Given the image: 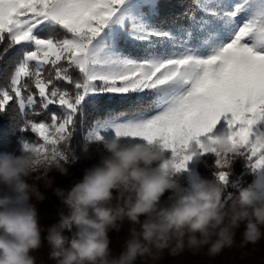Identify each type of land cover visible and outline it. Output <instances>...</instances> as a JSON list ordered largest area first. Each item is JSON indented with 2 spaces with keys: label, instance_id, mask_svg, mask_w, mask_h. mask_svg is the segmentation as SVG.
Returning a JSON list of instances; mask_svg holds the SVG:
<instances>
[{
  "label": "snow or ice",
  "instance_id": "obj_1",
  "mask_svg": "<svg viewBox=\"0 0 264 264\" xmlns=\"http://www.w3.org/2000/svg\"><path fill=\"white\" fill-rule=\"evenodd\" d=\"M162 16L161 0H0V64L10 68L0 113L33 137L23 149L67 159L77 133L158 141L180 171L195 141L216 155L224 183L237 158L264 170V0H191ZM104 99L134 107L101 112ZM51 106L59 111L36 119ZM222 118L227 131L209 135ZM220 138L238 151L203 150Z\"/></svg>",
  "mask_w": 264,
  "mask_h": 264
},
{
  "label": "clouds",
  "instance_id": "obj_2",
  "mask_svg": "<svg viewBox=\"0 0 264 264\" xmlns=\"http://www.w3.org/2000/svg\"><path fill=\"white\" fill-rule=\"evenodd\" d=\"M257 143L264 147V138ZM98 149V162L68 189L56 186L51 174L70 175L80 159L72 151L67 159L45 158L31 145L0 155V264H47L38 255L45 247L54 264H161L185 252L211 261L225 249L264 240V192L256 187L241 188L229 200L218 178L182 185L159 144L110 137ZM213 149L222 157L238 151L224 138L203 146ZM200 155V148L192 151V159ZM83 158L92 153L85 150ZM48 191L67 211L44 226L38 206ZM113 231L125 232L119 252L111 246Z\"/></svg>",
  "mask_w": 264,
  "mask_h": 264
},
{
  "label": "trees",
  "instance_id": "obj_3",
  "mask_svg": "<svg viewBox=\"0 0 264 264\" xmlns=\"http://www.w3.org/2000/svg\"><path fill=\"white\" fill-rule=\"evenodd\" d=\"M163 5L162 19L170 20L173 15L182 13L187 6L191 3V0H161ZM46 35L47 33H41ZM10 71L7 62L0 64V83H4L5 79ZM67 86V85H64ZM134 107L132 102L121 103L119 101H108L106 99L101 100L99 104V111L104 112L112 110L119 112L121 110L130 109ZM58 112L59 109L55 106H51L50 109L36 119H47L50 112ZM89 112L92 109L89 108ZM26 138L33 139L31 134H25L20 131V124L18 119L14 117L12 113L4 112L0 113V155L2 154H14L18 155L23 149L22 141ZM72 152L75 156L83 154L88 147H86L81 139V135L77 133L71 140ZM94 163H88L81 165L70 172V175L61 180L58 187L68 189L74 181L82 178L83 170ZM244 164L245 160L237 158L231 163V172L228 175L227 183L225 184L226 192L225 197L231 200L239 194V190L244 187L253 186V174L246 172ZM197 170L200 174V178L209 180H215L214 174L211 168L207 166L203 161L197 163ZM40 221L44 226H50L59 219V212L61 210L67 211L61 204L58 197L53 195L52 191H48L46 199L39 204ZM65 235H70L65 231ZM110 239L112 241V248L115 252H119L123 243L125 232H111ZM119 237V240H118ZM240 237L237 236V241ZM47 264H54L53 261L48 258L47 248H43L38 253ZM161 264H264V240L259 244L252 246L249 245L244 248H232L225 249L219 256L209 261L206 256H192L185 252L180 256H166Z\"/></svg>",
  "mask_w": 264,
  "mask_h": 264
},
{
  "label": "rangeland",
  "instance_id": "obj_4",
  "mask_svg": "<svg viewBox=\"0 0 264 264\" xmlns=\"http://www.w3.org/2000/svg\"><path fill=\"white\" fill-rule=\"evenodd\" d=\"M42 35V34H41ZM257 128L260 129H264V123H261L260 125L256 126ZM227 131V127H226V121L224 120V118L221 119V121L219 122V124L217 125V127L214 129L213 133H210L209 135H213V136H218L221 134H224ZM110 138V137H108ZM81 139L84 143V145L87 148L88 151H90L92 153V158L91 159H85L83 158V154H81L80 159L76 160L74 163H71L69 171L71 172L73 169L81 166V165H85L88 163H97L98 162V145L97 143H89L85 137H83L81 135ZM202 141H206L207 137H201L200 138ZM252 139H255V136L252 137ZM136 142L139 143H147L146 141L143 140H136ZM159 142H155L153 145H158ZM196 148V144L195 141L192 142L191 145V150H194ZM165 156L167 158H171L172 157V152L171 150H165ZM199 161H203L207 166H209L211 168V171L214 174L215 179H217V165H216V161H217V157L214 153H206V154H202L200 155L199 159L193 158L190 161L187 162L186 168L180 170L177 173L176 178L180 181V183L182 185L187 186L191 180L194 179H200V174L198 173L197 170V163ZM245 170L248 173L253 174V186L257 188L258 191L264 192V170H259V171H252L247 164H244ZM51 175L55 176V180H56V186L60 185L61 180L65 177L60 176L58 173H52ZM227 183V182H226ZM225 183V184H226Z\"/></svg>",
  "mask_w": 264,
  "mask_h": 264
}]
</instances>
